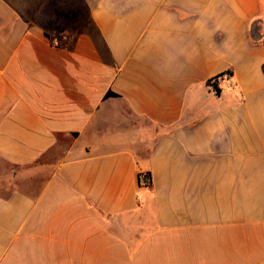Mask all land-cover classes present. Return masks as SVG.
I'll list each match as a JSON object with an SVG mask.
<instances>
[{
	"label": "crops",
	"instance_id": "crops-1",
	"mask_svg": "<svg viewBox=\"0 0 264 264\" xmlns=\"http://www.w3.org/2000/svg\"><path fill=\"white\" fill-rule=\"evenodd\" d=\"M263 65L264 0H0V264H264Z\"/></svg>",
	"mask_w": 264,
	"mask_h": 264
},
{
	"label": "rangeland",
	"instance_id": "rangeland-1",
	"mask_svg": "<svg viewBox=\"0 0 264 264\" xmlns=\"http://www.w3.org/2000/svg\"><path fill=\"white\" fill-rule=\"evenodd\" d=\"M64 8H65V10L62 9V13L58 12L56 20L54 19L56 23L58 20L60 21L59 25H56V24H55L56 26H53L54 24L52 25L53 26L52 28H54L52 30L55 32L54 35L56 37H60L61 33L64 34L63 32H61L62 30H66V31H68L69 35H72V34H74V31H76L79 28H82L84 26V24L88 23L85 16L83 15V12H82L81 17L71 18V17H73V16H71V13L67 11L66 7H64ZM57 9L61 10V7L57 8ZM54 11H56V10H54ZM63 11H64V13H63ZM30 171L31 170L28 171L27 169H21L18 167H14V166H11L7 163L0 161V192H2V194H4V195H7L9 192H11L12 190H14L16 188L24 187V186H22L23 181H24V179L29 178L28 176L31 173ZM14 174H17V176L19 177V181L12 179ZM40 179H41V177L39 178L38 182H36V184H33V185L38 187L40 185V181H41Z\"/></svg>",
	"mask_w": 264,
	"mask_h": 264
},
{
	"label": "built area",
	"instance_id": "built-area-1",
	"mask_svg": "<svg viewBox=\"0 0 264 264\" xmlns=\"http://www.w3.org/2000/svg\"><path fill=\"white\" fill-rule=\"evenodd\" d=\"M208 85L211 91H213L216 95H219L223 89L234 88L235 82L233 81L231 72H226L211 79ZM140 183L144 187H149L151 185V179L146 176V174H142L140 176Z\"/></svg>",
	"mask_w": 264,
	"mask_h": 264
},
{
	"label": "trees",
	"instance_id": "trees-1",
	"mask_svg": "<svg viewBox=\"0 0 264 264\" xmlns=\"http://www.w3.org/2000/svg\"><path fill=\"white\" fill-rule=\"evenodd\" d=\"M60 21L58 20L57 23L55 22L53 26L59 25ZM56 24V25H55ZM58 27V26H57ZM54 29V28H53ZM61 32L65 33L66 35L68 34V31L62 30ZM73 35V34H72ZM74 36V35H73ZM263 72H264V65H263ZM146 176H148L151 179V173H146Z\"/></svg>",
	"mask_w": 264,
	"mask_h": 264
}]
</instances>
